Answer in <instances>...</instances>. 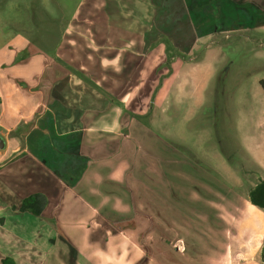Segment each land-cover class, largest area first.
Instances as JSON below:
<instances>
[{"label":"rangeland","instance_id":"rangeland-1","mask_svg":"<svg viewBox=\"0 0 264 264\" xmlns=\"http://www.w3.org/2000/svg\"><path fill=\"white\" fill-rule=\"evenodd\" d=\"M165 12L162 0H0V49L16 51L18 42L13 41L22 36L20 42L55 57L66 36L68 64L63 65L68 76H84L76 70L81 64L97 74L86 72L84 83L74 91L77 101L65 93L60 103V132L68 131V117L75 113L87 117L92 112L115 110L114 117L101 121L112 129L109 139L117 149L112 146L108 150L117 154L90 160V167L80 169L84 180L98 173L94 170L104 160L99 174L110 170L122 179L110 182L122 195L111 198L115 210L123 209L128 192L134 198H127L124 213L133 211L134 199L138 211L154 218L159 206L155 194L147 198V192H163L170 203L161 200V206L167 207L166 215H171L165 219L169 228L164 231L167 238L161 240L164 245L155 243L160 236L155 229L149 231L147 246L139 228L129 230L127 224L115 221L114 228L121 232L101 240V264H131L141 252L150 260L147 264H194L186 255L191 248L198 258L196 264H209L207 258L225 247L224 238L219 239L221 244L210 245V239L199 237L198 246L190 248L182 243H189L187 231H181V242H172L179 238L172 228V189L179 185L176 178L188 175L196 188L215 191L218 183L234 191L237 179L246 182L244 174H249L247 180L262 181L256 171L245 166H255L256 154L261 152L258 145L264 146V89L260 84L264 80V30L247 36L232 33L195 38L188 28L177 25L181 21L176 15ZM170 35L179 37L172 42ZM79 126L74 121L69 129ZM22 137L25 148L26 135ZM23 151L5 159L0 170L30 153ZM72 163L74 158L69 159L68 164ZM89 183L90 188L96 186ZM248 187L246 183L241 191ZM102 188L108 190L107 186ZM84 190L83 186L81 197ZM148 222L157 224L155 219ZM256 237L249 233L250 253ZM231 244L235 247L233 241ZM256 258L255 264H263L262 252L256 253Z\"/></svg>","mask_w":264,"mask_h":264},{"label":"crops","instance_id":"crops-1","mask_svg":"<svg viewBox=\"0 0 264 264\" xmlns=\"http://www.w3.org/2000/svg\"><path fill=\"white\" fill-rule=\"evenodd\" d=\"M162 4L166 15H176L177 21H181L177 25L188 28L195 38L232 33L247 36L264 30V0H162ZM178 37L170 35L168 38H174L172 42H175ZM20 38L22 36L13 41L18 42L16 51L10 53L0 49V135L7 142L6 149L0 152V166L21 149L24 150L22 153L28 150L30 153L23 160L0 170V264L7 259L14 264H101L102 252L98 247L101 240L121 232L114 228L115 221L127 224L129 230L139 228L147 246H150L149 231L155 229L160 235V241L157 239L155 243L164 245L161 240L165 239L164 231L169 228L165 219L171 215H166V205L161 206L164 201L170 204L163 192L162 195L147 192V198L155 194L159 206V211L150 219L146 216L148 212H140L134 207V199L131 201L133 211L121 212L126 209L127 198H134L132 192L124 197L121 211L111 207V198L122 195L112 189L115 185L110 182L122 179L110 170L108 175V172L99 174L104 160L94 170L98 173L89 175L90 180L87 178L85 181L84 174L80 175L82 167L92 165L90 160L105 156L109 159L117 154L108 150L112 146L117 149V144L109 139L112 129L101 121L103 117H114L115 110L92 112L87 117L75 113L68 117L67 125L71 128L74 121L78 122L77 130H59V116L63 117L60 103L65 93L72 94V100L77 101L79 98L74 91L84 83L88 71L97 74L81 64L80 68L76 66V70L84 72L83 78L79 74L68 76L63 65L68 64L66 49L69 42L66 36L54 52L55 57L47 56L45 50L35 45L20 42ZM23 53L30 56L23 58ZM210 68L215 70L214 65ZM262 83L264 80L260 82L264 89ZM95 94L91 96L94 98ZM23 135H26L25 148ZM258 147L261 152L254 159L255 168L247 165L245 168L256 171L260 175L256 177L264 181V146L259 144ZM70 158H74V163L68 164ZM246 175L249 174L243 175L246 182L237 179L234 191L229 187L223 188L219 183L218 191L201 190L188 175H178L176 183L179 185L172 189L171 206L172 228L179 238L172 242H181V231H187L189 243L185 240L182 243L190 248L198 246L199 237L210 239L207 243L210 245L221 244L219 239L224 238L222 244L225 247L207 258L209 264L257 263L256 253L264 248V209L252 204L250 192L262 181L255 183L247 180ZM89 182L100 186L97 190L96 186L90 188ZM246 183L250 187L246 192L241 191ZM83 186L82 194L86 199L80 195ZM104 186L108 187L107 192L102 190ZM37 194L46 197L42 214L36 216L22 212L23 201ZM99 194L100 201L97 198ZM90 201H96L99 206L92 205ZM138 213L140 216L135 217ZM118 214L121 216H116ZM148 219H155L157 224L148 225ZM250 232L257 234L251 253L247 250ZM140 254L131 264L144 259L142 264L150 261L145 253ZM186 255L189 263H197L193 248Z\"/></svg>","mask_w":264,"mask_h":264},{"label":"trees","instance_id":"trees-1","mask_svg":"<svg viewBox=\"0 0 264 264\" xmlns=\"http://www.w3.org/2000/svg\"><path fill=\"white\" fill-rule=\"evenodd\" d=\"M45 198L46 197L42 194H37L26 198L22 203L21 211L30 212L36 216H40L42 214L44 205H46ZM250 200L253 205L264 209V181L251 190ZM262 260L264 262V248L262 251ZM3 264H14V262L7 259L3 261Z\"/></svg>","mask_w":264,"mask_h":264},{"label":"water","instance_id":"water-1","mask_svg":"<svg viewBox=\"0 0 264 264\" xmlns=\"http://www.w3.org/2000/svg\"><path fill=\"white\" fill-rule=\"evenodd\" d=\"M6 147H7L6 139L2 135H0V151L5 150Z\"/></svg>","mask_w":264,"mask_h":264}]
</instances>
